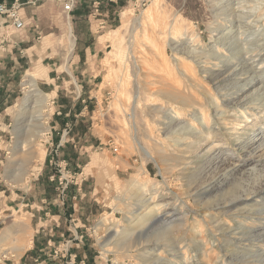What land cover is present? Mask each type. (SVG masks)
<instances>
[{"label":"rangeland","instance_id":"1","mask_svg":"<svg viewBox=\"0 0 264 264\" xmlns=\"http://www.w3.org/2000/svg\"><path fill=\"white\" fill-rule=\"evenodd\" d=\"M63 2L39 0L22 10L24 29L0 33L21 40L0 56V264L36 263L33 250L20 260L13 248L33 244L32 219L40 216H47L44 227L52 220L56 231L67 232L54 240L58 253L53 251L49 264H184L180 247L191 258L189 264H218L220 255L226 264H264L258 256L264 252V236L257 233L264 221L251 212L264 209V149L254 152L264 138V111L246 104L253 115L242 121V103L222 96L219 102L229 113L219 117L197 83L217 95L212 81L217 74L209 73H240L223 82L221 94L238 92L246 103L258 88L264 92V0H75L71 12ZM250 6L256 7L255 16L248 17ZM217 36L222 45L215 47ZM189 45L198 47V56L185 52ZM213 48L226 56L215 70ZM179 55L196 81L176 60ZM30 73L37 74L42 93L25 84ZM173 78L176 82H169ZM150 88H169L182 100L193 91L204 102L206 124L214 123L219 139L209 156L219 153V164H236L225 184L213 181L210 186L211 198L226 196L224 206L208 210L193 195L209 167L208 154L199 153L202 146H187L194 137L185 136L183 127L203 128L192 116L198 105L151 94ZM168 105L182 115L175 128L180 131L170 132L167 126ZM202 131L201 145L208 142ZM254 164L258 168L249 170ZM237 168L245 173L234 178L233 173L241 174ZM24 174L26 187L20 181ZM156 186L161 202L174 203L175 213L190 204L189 223L160 241L156 228L145 230L140 242L135 234L124 237V229L133 232L139 196L149 197ZM221 186L225 189L219 191ZM205 210L212 217L204 216ZM253 230V236L242 235ZM201 239L209 251L196 245ZM250 241L254 248L243 246Z\"/></svg>","mask_w":264,"mask_h":264},{"label":"bare ground","instance_id":"2","mask_svg":"<svg viewBox=\"0 0 264 264\" xmlns=\"http://www.w3.org/2000/svg\"><path fill=\"white\" fill-rule=\"evenodd\" d=\"M251 2V0H243V3L244 2ZM257 2V1H256ZM260 2V1H259ZM254 3V2H253ZM251 7V13H249L248 14V17H251L252 15L253 16H255V13H256V7L255 6H250ZM247 8V7H246ZM248 9V8H247ZM242 12H244V11H242ZM246 12V11H245ZM125 14V13H124ZM224 14V13H223ZM264 27V26H263ZM264 29V28H263ZM217 30V29H216ZM259 33V32H258ZM223 37V36H222ZM220 39L222 40V38L221 37H219V36H217L216 37V41H215V44H214V46L216 45H219V44H221L222 42L220 41ZM227 44V43H226ZM222 45V44H221ZM73 46H74V42H73ZM190 46V45H189ZM215 46V47H216ZM220 47V46H219ZM228 47V46H227ZM184 48V47H183ZM197 48L198 47H196V46H193V45H191L190 46V49L189 48H185L187 51H185V50H183V51H185V52H188V53H194V54H198L197 53ZM226 48V47H225ZM229 49H230V47H229ZM178 50V49H177ZM178 51H180V49L178 50ZM213 53L214 54H216V56L214 55V54H212L211 55V57L216 61V63H213L211 66H213L214 68L213 69H211V70H215V68H219L220 66H221V63H223V61H224V59L223 58H225L226 56H225V53H222L220 50H218V49H216V48H213ZM162 54V53H161ZM163 55V54H162ZM199 55V54H198ZM197 55V56H198ZM162 57V56H161ZM163 57H165L164 55H163ZM137 58V57H136ZM164 60H165V58H164ZM163 60V61H164ZM176 60L180 63V65L182 66V68H183V70H184V72L189 76V77H191V79H193V80H195L196 81V79H198V78H196V76H195V73H191L189 70V65L187 64V63H185V62H183L182 60H181V55H179L178 57H176ZM186 60V59H185ZM184 60V61H185ZM166 62V61H165ZM167 63V62H166ZM202 67V66H201ZM210 67V66H209ZM37 69V68H36ZM35 69V70H36ZM221 69V68H220ZM169 70V69H168ZM205 71V70H204ZM213 74H217V77H214L213 79H212V81L214 82V85H215V87L217 88V95L214 93V92H211L207 87H206V85H204L203 83H201V82H198L197 81V83H199L201 86L200 87H202V89L204 90V92L207 94V95H209L210 96V98L212 99V102L214 103V107L213 108H215L214 110H216L215 111V113H216V115H218L219 117H222L223 116V114H227V113H229V110H227L225 107H223L221 104H220V102H219V98L220 97H222V96H232V97H230V99H229V101L230 102H236V103H239V104H241L242 106H244V109H242V111L241 112H239L240 114L238 115V118L240 117L241 119H242V121H248L249 122V120H247L251 115H253L252 113H249V112H247L246 111V109H245V106H246V104L248 105L249 103H253L254 104V106L256 105V104H258V108H255V109H257L259 112H262V111H264V92H261V88H258L259 90L258 91H260V92H258L257 94H256V96H255V98L254 99H252V100H250V101H246V103H244V102H240V98H242V99H244L245 98V96L244 97H242V96H240L239 94L240 93H238V92H232V93H230V92H228V93H224V95L223 94H221V87H223V86H225L224 85V81L225 82H227L228 81V77L229 76H233V78H234V76L236 77L237 75H239L240 73H209V75H212L213 76ZM168 75H172V73L171 74H168ZM28 76H30L28 79H27V81H24L25 82V84L27 85V87H29V89L31 90V91H38L39 93H42L41 91H40V89L38 88V85H37V74L36 73H30V74H28ZM175 77V76H174ZM177 78V77H176ZM228 78V79H227ZM178 79H180V78H177L176 80H177V82H178ZM226 79H227V81H226ZM165 80V79H164ZM176 80H174V78H173V80L172 81H169V82H171V83H174V82H176ZM174 81V82H173ZM167 82H168V80H167ZM166 83V82H165ZM178 83H180V80H179V82ZM177 83V84H178ZM248 84V83H247ZM246 84V85H247ZM240 87V86H239ZM25 88V87H24ZM246 88V87H245ZM236 89V88H235ZM149 91L151 92V94H158V95H161V94H166V95H169L170 97H171V99H175V101H177V100H179V101H183L184 103H189V104H192V105H198V107L196 108V111L192 114V116L195 118V119H197L198 121H200V124H201V127H203L205 130H206V132L208 133V137H206V141H208V142H206V143H204L205 144V146H204V144L203 145H201V143H200V140H198V134H200V133H202L203 131V128L201 129L200 128V126H197V125H194V124H191L192 126H190V128L189 127H187V126H183L184 127V129H186V131H185V136H188L189 137V135H190V137L192 138V137H194V139L192 140V142L190 143V144H188L187 146L189 147V148H191L192 150H193V148H198V147H200V146H202L201 147V150H199V153H200V151L201 152H203V156L205 155V154H208L207 155V158L205 159L206 160V162L209 164V167H206V168H204V170H203V172H204V174L202 175V180H200L201 181V184L199 185V187L198 188H196V190H195V192H194V196L195 197H197L196 198V203H197V205H199V204H202V206H203V208H206V209H208V210H210V208H214V207H212V206H220V205H223L222 203H224V202H226V201H221L222 200V198L224 199L225 197L224 196H218L217 194L215 195V197H213V198H211V194H212V189H211V183L213 182V181H215L216 182V184H214V185H217V184H220L221 183V185H222V183L224 182V177L225 176H227V175H230V173L229 172H232L233 170H235L236 169V164H234V163H228V165H223V164H219V162H216L215 160L217 159V158H220V155H219V153H216V154H213L212 156H209L212 152H213V150L215 149V147H216V145H215V141H218L219 139L217 138V134L218 133H216L215 132V127H214V123H213V125L212 126H210V125H207L206 124V122H207V120H205V116L207 115H205V112H204V102L202 101V99H200V98H198L197 97V95L192 91V96L191 97H189V96H187V100H185V99H183L182 100V98H180V95H178L177 93H175V92H173L172 90H170L169 88H167V89H160V90H152L151 88L149 89ZM240 91V90H239ZM262 91H263V89H262ZM256 93V92H255ZM204 94V93H203ZM44 95V94H43ZM189 95H191V94H189ZM238 95H239V97H238ZM228 97V98H229ZM247 97V96H246ZM254 97V96H253ZM245 99H247V98H245ZM226 100V99H225ZM43 101H44V99H43ZM182 102V103H183ZM211 102V101H210ZM223 102V101H222ZM244 103V104H243ZM234 104V103H233ZM187 105V104H186ZM240 105V106H241ZM251 105V104H250ZM169 106V105H168ZM213 106V105H212ZM233 106V105H232ZM239 106V107H240ZM157 107V106H156ZM177 108V107H176ZM175 107H172V106H169L167 109L169 110V122H168V125L167 126H169L170 127V132H172V130H175V131H180V130H177V129H175V128H180L179 126H180V122L182 121V115H181V113L178 111V109H176ZM247 108V107H246ZM241 110V109H240ZM166 111V110H165ZM236 111V110H235ZM234 111V112H235ZM167 112V111H166ZM210 113V112H209ZM235 114V113H234ZM167 115V114H166ZM135 116V115H134ZM191 116V115H190ZM218 117V118H219ZM167 118V117H166ZM239 118V119H240ZM167 119V120H168ZM176 120H178V122L176 121ZM197 121V122H198ZM175 122H177V123H175ZM188 122V121H187ZM214 122V121H213ZM184 123V122H183ZM208 123V122H207ZM216 123V122H215ZM222 123V122H221ZM165 124V123H164ZM185 125V124H184ZM188 125V124H187ZM251 127V126H250ZM224 128L225 129H228V128H230L229 126H228V124H225L224 125ZM45 130V129H44ZM47 130V129H46ZM183 129H181V131H182ZM167 131V130H166ZM243 131V130H242ZM170 132L168 133V134H170ZM174 132V131H173ZM179 133V132H178ZM167 134V135H168ZM203 136V135H202ZM215 136V139L213 138ZM201 137V136H200ZM254 137V136H253ZM252 136H251V139H254ZM180 138V137H179ZM184 138V137H183ZM202 138V137H201ZM182 139V138H181ZM174 141H175V139H174ZM189 141V140H188ZM205 141V140H204ZM176 142H180V141H176ZM202 142V141H201ZM248 142V141H247ZM184 143H185V141H184ZM189 143V142H188ZM248 144V143H247ZM177 146H178V143L176 144ZM181 145H184L183 143L181 144ZM186 145V144H185ZM181 147V146H180ZM142 149H144L143 147H142ZM188 149V148H187ZM190 149V150H191ZM253 149V148H252ZM261 149H264V138L262 139V141L258 144V146H256V148L254 149V152L256 153V152H258L259 150H261ZM145 151H146V153L149 155V157H154V155L152 154V152H150V151H148L147 149H144ZM144 151V152H145ZM218 152H220V151H218ZM221 153V152H220ZM201 154V153H200ZM201 156V155H200ZM204 158V157H203ZM221 159V158H220ZM221 160H223V159H221ZM222 162V161H221ZM224 162V161H223ZM204 163V162H203ZM225 163V162H224ZM206 164V163H205ZM207 164V165H208ZM227 164V163H226ZM206 165V166H207ZM211 165V166H210ZM238 165V164H237ZM205 166V165H204ZM203 166V167H204ZM202 167V165H201V168H203ZM211 167V168H210ZM258 168V165L257 164H254L249 170H253V169H255V168ZM209 168V169H208ZM237 170H239L238 168H237ZM200 171H202V170H200ZM257 171H258V169H257ZM239 172L241 173V174H239V173H233L234 175V178H236V174H238V175H243L245 172L243 171H240L239 170ZM200 173V172H199ZM243 173V174H242ZM251 174H253V172H251ZM254 175V174H253ZM200 177V176H199ZM240 178V177H239ZM20 181L21 182H23V186L24 187H26L27 186V183H28V181H29V177H27L25 174H24V176L23 177H20ZM199 181V180H198ZM224 184H225V182H224ZM196 186V185H195ZM219 188H222V186L221 187H219ZM218 188V189H219ZM225 189V187L224 188H222V189H220L219 191H221V190H224ZM215 190V189H214ZM256 191H258L257 189L256 190H254V191H250L249 193H257ZM231 192V191H230ZM236 192V191H235ZM238 192V191H237ZM259 192H261L260 190H259ZM232 194H233V192H232ZM239 194V193H238ZM237 194V195H238ZM244 195V194H243ZM250 195V194H249ZM137 197H138V195H137ZM168 198V197H167ZM194 198V197H193ZM228 198V197H227ZM237 198V197H236ZM248 198V196H247V193H246V196L243 198V199H247ZM229 199V198H228ZM231 199V198H230ZM164 201V199H163V197H162V192H161V188L159 187V186H156L155 188H153V190H152V192H151V195L148 197H146L145 195L143 196V194L142 195H140L139 196V201H138V204H139V206H138V209H137V211H136V214L133 216V218L131 219V221L133 222V232L132 233H129V231L128 230H126V229H124V232L122 233L123 235H124V237L126 236H131V235H138V240H139V242L141 241V240H143V238H144V236H145V230H147L148 228H156L157 230H158V235H160V238H159V240L158 241H160V240H164V238L166 237V235L168 234V233H170L172 230H175V229H180V227H182V228H184V227H186V226H184V225H186L187 223H189V220L191 219L190 218V212H192V208H190V204H187V203H183L182 204V206H181V208L183 209L182 210V212H177V213H175L174 211H175V209L174 208H171L170 206L172 205V204H174V203H172V202H169V201H166V202H161V201ZM194 200V199H193ZM240 200V199H239ZM235 202V201H234ZM232 203V202H231ZM136 204H137V202H136ZM173 206V205H172ZM194 206V205H193ZM224 206V205H223ZM175 207V206H174ZM176 208V207H175ZM199 208V207H198ZM240 208V207H239ZM194 209H196V206H195V208ZM215 209V208H214ZM238 209V208H237ZM240 209H242V208H240ZM139 210V211H138ZM208 210H205V212H203L204 213V216H211L212 215V213H209V212H207ZM217 210H218V208H217ZM228 210V209H227ZM196 211H199V209H196ZM235 211V210H234ZM217 212V211H216ZM221 212H222V210H221ZM228 212H230V210L228 211ZM251 212H253V213H255L256 215H257V213H259L258 215H260V216H256L257 217V219L258 220H262V221H264V209L263 210H260V208H258V209H254V210H252ZM236 213V212H235ZM197 214V213H196ZM224 214H225V210H224ZM226 214H227V212H226ZM199 215V214H198ZM197 216V215H196ZM215 215H213V217H214ZM251 216H253V215H251ZM212 217V216H211ZM250 219V218H249ZM194 220L196 221V218H194ZM193 221V220H192ZM213 221H215V220H213ZM244 221V220H243ZM243 221L240 223V224H242V225H244V223H243ZM247 222V221H246ZM248 223V222H247ZM256 223V222H255ZM254 223V224H255ZM258 224V223H257ZM216 225V224H215ZM246 225V224H245ZM184 226V227H183ZM250 229L251 228H256L257 226L256 225H254L253 227H252V225H247ZM246 226V227H247ZM240 227V226H239ZM243 228V227H242ZM241 228V229H242ZM245 228V227H244ZM201 230V229H200ZM243 230V229H242ZM256 230V229H255ZM154 231V230H153ZM130 232H131V230H130ZM256 232V231H255ZM116 233H121V232H119V230H116ZM258 234H260L261 236H264V223L262 224V227H260V229L258 230V232H257ZM257 233H255V234H257ZM243 236H245V235H251V236H253L254 235V230L253 231H251V233H248V234H242ZM255 237H257V236H255ZM191 240V239H190ZM202 240V239H201ZM247 240H249V239H247ZM138 242V243H139ZM188 243V242H187ZM196 245H198L199 247H201V248H203L202 250L204 251V252H207V251H209V249H208V246L209 245H207V243L208 242H205V241H203L202 240V243H201V241L200 240H197L196 242ZM254 243V242H253ZM253 243H251V241H250V243L248 242V243H246V244H244L243 246L244 247H246V248H249V249H251V248H254L253 246H255V244H253ZM1 244V243H0ZM149 245V244H148ZM188 245V244H187ZM24 245H22V244H17L13 249V251H14V253L15 254H17V256H20L21 254H22V252L24 251ZM196 247V246H195ZM199 247H196V248H199ZM257 247V246H256ZM201 248H199V249H201ZM199 249H197L198 251H199ZM259 249L261 250L262 249V247H259ZM258 249V250H259ZM196 250V249H195ZM255 250H256V248H255ZM257 250V251H258ZM264 251V250H263ZM252 252V251H251ZM253 252H254V250H253ZM179 253L181 254V259H182V261H183V263L184 264H189L190 262H189V259H191V258H189V256H188V254H187V251H185V250H183V247H180V249H179ZM255 253V252H254ZM258 253V252H257ZM254 255V254H253ZM258 255V254H257ZM258 256H261L263 259H264V252L263 253H259V255ZM222 257L223 256H218L217 258V263L218 264H226V262H225V260L224 259H222ZM254 259V258H253ZM245 261H247L246 259H245ZM216 262V261H215ZM250 262V261H249ZM192 263V262H191ZM196 263V262H195Z\"/></svg>","mask_w":264,"mask_h":264},{"label":"crops","instance_id":"3","mask_svg":"<svg viewBox=\"0 0 264 264\" xmlns=\"http://www.w3.org/2000/svg\"><path fill=\"white\" fill-rule=\"evenodd\" d=\"M39 0H0V2L6 3L7 5H12L13 3L17 2L21 4V13L22 10H24L25 7L30 6V5H36V3ZM51 1H56V0H51ZM24 20L25 17L22 14ZM10 21L6 18V17H0V33L2 32L1 30L3 29L4 31L9 29L10 27H13L10 23ZM21 31V30H19ZM1 35V34H0ZM21 40L14 38L13 36H2L0 37V56L6 54L8 51L7 47H11V46H16V44L18 45V42H20ZM20 45V44H19ZM8 54V53H7ZM0 77H3V75L0 72ZM4 94V86L0 80V98L2 99V97ZM2 96V97H1ZM0 99V102H2ZM5 106H1V110H5L6 109V104L4 103ZM64 132V129H63ZM35 216V213L33 214ZM47 216L45 217H38L35 219H32V223L35 222V235L33 236V241L31 245H28L27 247H24V251L22 253H24L23 255H20V260L24 259L25 253L30 252L31 250H33V254H32V259L36 262L35 264H49L50 261H52V256L53 255V251L55 244L57 242V238H60L64 235V233L67 232H61V231H56L55 230V222L52 220H47L46 221V226H43V220H46ZM52 219H54V216H52ZM52 222V223H51ZM51 224V225H50ZM49 226L52 227V229H49ZM69 230V229H67ZM77 232H73V234ZM38 234V235H37ZM42 234V235H39ZM69 235V233H68ZM37 237V239H36ZM35 238V239H34ZM42 238H46L47 239V243L46 242H42ZM56 240V242L54 241ZM25 246V244H23ZM63 245V244H62ZM63 247V246H62ZM80 250H78L79 252ZM14 252V251H13ZM36 255V256H34ZM42 255H47L48 257L43 258L41 257Z\"/></svg>","mask_w":264,"mask_h":264},{"label":"built area","instance_id":"4","mask_svg":"<svg viewBox=\"0 0 264 264\" xmlns=\"http://www.w3.org/2000/svg\"><path fill=\"white\" fill-rule=\"evenodd\" d=\"M63 5L66 11L71 12L74 8L75 0H63ZM0 17H6L10 24L15 30L19 31L24 29L25 20L21 13V4L13 3L12 5H7L6 3L0 2ZM58 253V250H56Z\"/></svg>","mask_w":264,"mask_h":264}]
</instances>
